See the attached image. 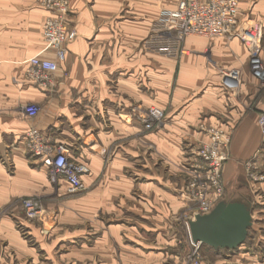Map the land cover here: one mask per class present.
Listing matches in <instances>:
<instances>
[{"label":"crops","instance_id":"0c3cea01","mask_svg":"<svg viewBox=\"0 0 264 264\" xmlns=\"http://www.w3.org/2000/svg\"><path fill=\"white\" fill-rule=\"evenodd\" d=\"M39 1L0 0V264H93L94 255L101 264H163L162 256L142 259L125 246L123 232L131 227L109 220L153 213L168 227L167 217L185 206L172 193L182 187L177 171L207 142L200 126L230 134L223 182L245 185L244 165L262 147L257 119L264 107L247 50L237 39L192 36L181 55L157 53L152 27L180 0H67L76 37L52 89H41L25 79L29 59L55 58L43 40L47 13ZM238 21L261 26L264 61V0H238ZM233 69L243 85L228 94L221 73ZM28 105L38 109L34 119L23 113ZM152 107L165 120L141 135ZM32 127L89 169L84 192L68 195L63 180L50 183L47 164L28 156L24 136ZM30 198L44 203L41 226L20 210ZM92 231L101 234L100 247L87 245ZM259 244L214 264H264Z\"/></svg>","mask_w":264,"mask_h":264},{"label":"built area","instance_id":"2783aa9c","mask_svg":"<svg viewBox=\"0 0 264 264\" xmlns=\"http://www.w3.org/2000/svg\"><path fill=\"white\" fill-rule=\"evenodd\" d=\"M38 5L47 13L43 24V40L46 47L54 53L55 58L54 60L37 57L29 59L25 69V79L28 84L41 89H52V76L64 63L66 46L74 40L76 32L70 25L67 0H40ZM152 34L150 43L156 45V52L169 57L184 53L182 45L188 37L237 39L247 50L251 78L260 89H264L262 28L256 23L248 26L239 25L238 0H180L175 9L160 15L152 27ZM164 40L167 43L166 47L162 48L160 42ZM221 75V86L225 90L234 92L242 87L240 70H226ZM22 110L28 119H34L38 113L37 107L30 105L23 107ZM164 120V111L152 107L147 110L142 120V127L145 131H151L155 127L159 128ZM257 123L261 139L264 140V107L258 114ZM206 133L208 142L199 146L193 154L198 161L194 170L198 171L197 176L204 182L199 181L196 189L205 191L198 197L202 201V208L195 215H206L218 204L216 200L221 195L218 179L227 159L226 149L230 139V134L221 129L210 128ZM24 140L28 155L49 166L50 183L55 185L63 180L67 185L68 195L85 191L81 179L89 173V169L84 164L72 160L64 145L52 142L35 127L28 129ZM209 189L211 191L208 193ZM22 208L30 219L42 214V210L31 200L23 201ZM196 259L197 257L191 264H198Z\"/></svg>","mask_w":264,"mask_h":264},{"label":"rangeland","instance_id":"374dc122","mask_svg":"<svg viewBox=\"0 0 264 264\" xmlns=\"http://www.w3.org/2000/svg\"><path fill=\"white\" fill-rule=\"evenodd\" d=\"M240 89L233 92L225 90L223 88V90L228 94L239 92ZM249 107L253 108L251 104ZM155 129L157 128L155 127ZM208 129L210 128L203 126L199 127V131L204 133L206 137V131ZM148 132L150 131H145L142 128L141 135ZM207 142L198 143L194 148L193 154H195V151L199 146ZM261 142L262 147L260 151H258V153H255L244 165L246 177L243 178L244 180L242 179V181H245V185L233 184V187H228L223 182L222 171L218 179V186L220 187L221 195L218 200H216V202H240L243 204L248 203V205L246 206H248L252 214L251 226L248 230L246 240L238 249H235L233 251L226 249H217L215 250V252H213L214 250L208 249L207 246L195 245L191 241L188 233V222L193 220V215H195L197 211L202 208V201H200L198 197L200 194L203 195L205 192L201 190L198 191L196 189L197 183L199 181L203 182V180L197 176L198 171L194 170V166L198 165V161L194 157V155H191L192 158L190 159V161L186 162L185 166L177 171L179 172V175L177 176L181 177L182 179V187L173 188L172 193L173 196L179 202H182V204L185 206L182 210L172 215L171 218L167 217V228H164L165 219L163 217L152 218L151 215H154L153 213H149L147 217L134 216L132 213L125 214L120 218L111 219L109 220V222L111 224L121 223L127 227H131L129 231L130 233L123 232L126 237H124L123 239L124 245L129 246L130 248H136L135 252L139 253L142 259L143 257L145 258L148 256L149 258H151L158 255L157 259L159 260V257L161 258L162 256L164 258L161 259H165L163 264H191L192 260L196 257L198 264H214L218 262L221 263L222 261L227 262L237 253L245 252L246 249L250 248L251 245H254L256 248H258V246L260 245L259 242H264V140L261 139ZM194 171H196V173H194ZM240 189L242 190L240 191ZM210 191L211 189H209L208 193ZM26 200L33 201V203H35L37 207L42 210V212L44 211L45 207L41 199L30 198ZM22 203L23 202H20L19 205L25 219L29 222L41 226V223H39V218L41 217V215L34 219L28 218L22 208ZM114 220H120V222ZM138 229L143 230L144 232L140 233ZM90 233H93L94 236L90 238L87 237V245L100 247L101 244L98 241H100L101 234L96 233L95 235V232L93 231ZM130 248L126 247L125 249V256L128 258L133 257V255L131 254L133 253V250ZM114 254H116V251L110 250V256ZM93 258V264H101L102 260L99 255H94ZM234 262L238 263V260L236 259L234 260Z\"/></svg>","mask_w":264,"mask_h":264},{"label":"water","instance_id":"95a60500","mask_svg":"<svg viewBox=\"0 0 264 264\" xmlns=\"http://www.w3.org/2000/svg\"><path fill=\"white\" fill-rule=\"evenodd\" d=\"M251 226V212L243 203H218L206 215H195L188 222L193 244L212 249H238L246 240Z\"/></svg>","mask_w":264,"mask_h":264},{"label":"trees","instance_id":"16d2710c","mask_svg":"<svg viewBox=\"0 0 264 264\" xmlns=\"http://www.w3.org/2000/svg\"><path fill=\"white\" fill-rule=\"evenodd\" d=\"M183 231H184V230H183ZM185 232H186V231H185ZM185 232H184V233H185Z\"/></svg>","mask_w":264,"mask_h":264}]
</instances>
